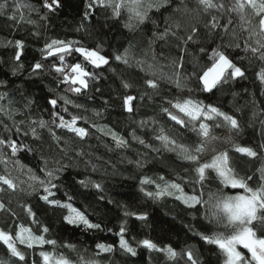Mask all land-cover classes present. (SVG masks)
Listing matches in <instances>:
<instances>
[{"label":"trees","instance_id":"16d2710c","mask_svg":"<svg viewBox=\"0 0 264 264\" xmlns=\"http://www.w3.org/2000/svg\"><path fill=\"white\" fill-rule=\"evenodd\" d=\"M3 2L4 0H0V3ZM16 2L31 4L35 11L21 9L25 19L20 21V12H16L14 7ZM86 3L87 0H61V7L49 11L42 7L43 0H7L8 10L0 15V81L5 82L4 86H0V93L7 94L4 100H0V106L12 110L11 116L0 112V138L10 137L18 145L24 146L18 148L14 157L7 145L0 146V152L6 158V163H0V174H10L18 185L16 190L3 186L5 190L0 191V202L5 204V209L0 210V229L11 231L14 235L17 226L22 224L40 235L41 227L47 226V239L56 240L58 245H76L77 253H83L86 259L93 257L98 251L95 247L97 243L115 245L113 252H100L95 257L100 264H185L183 260L171 261L165 253L137 244V241L145 238L153 240L161 248L171 245L177 252L192 246L201 264H221L217 258L216 246L207 244L200 235L211 234L214 230L213 225L204 219L202 206L189 207L177 200L175 195L152 199L145 192L156 191L155 183L163 184L159 177L176 182H181L177 177H183L185 183H182V187L186 193L192 194L194 185L187 181L196 179L191 171L194 165L181 160L176 153L164 150L155 138L160 126H163L172 136L179 132L184 137L179 141L181 143L191 145L199 142L195 133L190 129L177 128L162 112V108L171 109L167 101L174 97L191 96L234 115L239 122L238 131L229 132L227 128L213 126L212 134L221 137L226 130L227 136L231 135L240 146L251 147L258 152L264 151L258 148V145L264 143V84L256 75L264 64L255 59L250 61L244 58L246 53L243 50V40L247 39L248 33L240 31L241 22L233 14V25L228 31L231 32L235 27L241 37V47L226 49L223 46L229 43L230 38L225 36L223 28L208 33L203 27V21L197 23L194 18L182 19L185 25H196L200 34L194 36L193 41L187 45L186 52L181 53L174 38L169 37L167 41L156 40L153 35L164 30V18L169 15L171 8L162 9L159 13L153 11L150 15L156 21L155 24L150 20L139 28L129 29L125 27L127 16L122 14L115 18L110 8L96 6L85 17ZM175 6L174 3L172 7ZM189 7H195L192 0ZM14 12L18 22L11 18ZM214 14L221 16L222 24L227 22V14ZM29 19L34 23H28ZM178 34L186 37L188 33L182 29ZM52 39L74 41L76 43L73 48L83 46L97 49L109 58V63L97 68L84 61L75 51L66 54V65L80 62L93 77L89 78L88 89L81 93L71 92L67 84L61 83L62 75L54 71V67L61 66L59 57L44 58L42 49ZM16 40L24 42L19 61L15 60ZM130 45L136 58L155 64L157 69H162L167 75L179 72L185 78L184 86L177 89L174 83L165 79L159 82L158 92L144 87L145 73L140 68L127 66L114 59L115 54L123 53ZM218 45L241 67L245 76L229 79L211 92H205L197 75H193L202 74L203 66H208V57L199 49L204 47L210 53ZM153 52L155 60L152 59ZM180 55L184 57L183 68H173L171 61ZM37 62L43 67L34 70ZM123 82L132 87L125 89ZM140 92H149L152 99H137L133 104V112L129 113L122 106V97L137 96ZM62 97L71 103L66 105ZM52 99L58 101L55 107L49 103ZM53 112H58L66 121L71 120L72 116L80 117L77 126L88 129L89 135L81 140L69 130L56 127L52 123ZM41 119L47 122L48 127L41 129L38 124L31 125L32 121ZM153 120L158 123H153ZM141 121L146 124L141 126ZM56 123H59L58 119ZM208 123L214 125L212 121ZM30 126L36 127L39 140L31 135ZM17 128H20L19 132H16ZM49 129L59 141L53 138ZM26 131H29L27 136L24 135ZM112 133L117 138H123L127 142L126 146L117 147ZM139 140H143L144 144H140ZM217 150L229 151L230 164L240 176L255 173L252 182L255 187L259 175L257 169L264 164V155L259 158L247 157L235 152L228 143ZM44 159L50 169L66 166L62 172L57 173L59 179L54 181L57 188L52 189L54 196L49 199L59 200L63 204L68 197H72L74 207L84 211L91 223L100 224V229L68 224L63 219L68 214L67 209L41 199L44 193L38 184L35 190L29 187L33 182L28 179V170H33L43 178ZM16 161L22 168L14 163ZM56 161L60 163L57 164ZM185 169L189 171L185 172ZM213 176L212 173L208 174L206 190L217 188ZM145 177L155 183L141 185V180ZM81 180H91L100 183L102 187H84L78 183ZM195 187L199 188V185ZM27 207H31L35 220L28 214ZM125 212L146 214L147 218L139 220L133 215L126 216ZM122 223L126 225L125 239L136 249L135 256L119 248L118 233ZM18 247L25 251L28 264H32L33 259L35 264H41L40 248L32 250L21 245ZM44 250L51 251V247L45 246ZM57 250L76 259L77 253L65 247ZM0 259L9 260V252L2 243ZM10 264H16V260L12 259Z\"/></svg>","mask_w":264,"mask_h":264},{"label":"snow or ice","instance_id":"6c2138e0","mask_svg":"<svg viewBox=\"0 0 264 264\" xmlns=\"http://www.w3.org/2000/svg\"><path fill=\"white\" fill-rule=\"evenodd\" d=\"M189 2L190 0H87L84 15L87 17L89 10L96 6L106 9L110 8L111 14L115 18L125 14L127 16L125 27L135 29L150 20L155 24L156 21L152 20L150 15L153 11L159 13L162 9L168 10L171 8L169 15L164 18V30L153 35L156 40L167 41L169 37L174 38L178 42L176 47L183 53L186 52L187 45L193 41L194 36L200 34L196 25H185L182 23V19L188 18L196 19L197 23L203 21V27L208 33H213L223 28L225 36L230 38L229 43L223 47L226 49L233 47L239 49L241 47V37L238 36L235 27L232 28L231 32L228 31L229 27L233 25L232 16L235 14L241 22L240 31L248 33L247 39L243 40V50L246 53L244 58L250 61L255 59L264 64V0H227V2L225 0H192L195 7H189ZM174 3L176 6L172 7ZM14 7L16 12H20V21L25 19L21 9L27 8L29 12L35 11L31 4L16 2ZM42 7L49 11H55L56 8L61 7V0H51V2L43 0ZM7 10V0H4L3 3H0V15ZM16 12L11 17L14 22H18ZM214 13L227 14V22L222 24L221 16ZM253 20H255L254 25ZM27 22L34 23L31 19L27 20ZM182 29L188 33L186 37L178 34ZM14 43L17 49L15 51V60L19 61L24 42L16 40ZM75 43L74 41L52 39L44 45L42 52L45 59L47 57H59L60 64L63 66L54 67V71L62 75L61 83L67 84L69 91L81 93L83 90L88 89L89 78H93L92 73L86 71L84 65L80 62L65 65V55L75 51L83 57L84 61L97 68L101 65H107L109 58L102 55L97 49H89L83 46L73 48ZM151 44L152 41L149 42V51H151ZM199 50L208 57V66H203L202 74L193 73V75H197L203 91L211 92L218 85L226 83L229 79L245 76V72L226 54V51L221 50V46L218 45L213 48L210 53L204 47ZM249 53L250 56L248 55ZM114 59L122 61L127 66L140 68L145 73L143 86L152 92H158L159 82L165 79L169 83H174L177 89H181L184 86L185 78L179 72L174 71L172 75H167L162 69H157L155 64L136 58L131 45L124 49L123 53L115 54ZM152 59H156L154 52ZM183 60V55H180L171 61V66L182 69ZM197 63L199 64V61ZM42 67L43 65L37 62L34 65V70H39ZM15 71L16 69L13 70V74H15ZM256 75L259 81L264 84V67H261ZM4 85L5 82L0 81V86ZM122 86L125 89L132 87L127 82H123ZM189 92H191L190 89ZM6 95V93H0V100H4ZM145 97L152 99L149 92H140L137 96L125 95L122 97V106L131 113L133 112L134 101L137 99L143 100ZM61 99L64 100L66 105L71 103L67 98L62 97ZM167 102L171 105V109L162 108V112L168 116L169 120L177 128L190 129L191 132L195 133L199 142H194L191 145L181 143L179 141L184 139V137L179 132L176 133V136H172L163 126H160L155 138L160 142L164 150L174 152L181 160L188 161L194 165L191 171L196 179L187 181V183L194 185L192 194H188L182 187V183H185L183 177H177L181 182L165 181L164 177H159L163 184L155 183V181L145 177L141 180V185L155 183L156 187V191L145 192V195L152 199H158L165 195H175L177 200L182 201L189 207L202 206L204 208V219L213 225L214 230L211 234L200 235L207 244L216 246L217 258L221 261V264H264V164L257 169L259 175L256 178L255 187H253L252 182L256 174L240 176L230 164L229 151H219L213 146L214 142L221 139L212 134L213 126L215 128H227L229 132L238 131L239 122L237 118L222 111L219 107L212 104H204L191 96L174 97ZM49 103L55 107L58 101L52 99ZM74 106L80 107L79 105ZM64 111L66 112L67 108ZM0 112L8 116L12 114V110L5 109L3 106H0ZM180 114L183 115V118ZM52 116V123L56 127L69 130L79 139L83 140L89 135L88 129L77 126V120L80 117L72 116L71 120L66 121L58 112H53ZM56 119L59 120L58 124ZM208 121L214 122V125H210ZM152 122L158 123L155 120ZM37 124L41 129L48 127L47 122L42 119L31 122V125ZM145 124V121H141V126ZM262 124H264V121H262ZM93 127L96 126L93 125ZM19 131L20 128H17L16 132ZM29 131L37 140L40 139L36 127L30 126ZM29 131H26L24 135L27 136ZM49 132L54 139L59 141V138L55 136L51 129H49ZM112 135L116 140L117 147L126 146L127 142L123 138H117L115 133H112ZM133 137L135 138V133H133ZM223 142L230 144L235 152L245 154L247 157L259 158L264 155V151L258 152L251 147L240 146L231 135L225 137ZM139 143L144 144V141L139 140ZM4 145L11 149V156L13 157L17 153L18 148L24 147L23 145H18L17 141L10 137L7 139L0 138V146ZM148 147H151V145H148ZM258 148L264 150V143L258 145ZM153 150L159 151V149ZM0 163H6V158L2 152H0ZM14 163L22 168V166H19L18 161ZM56 163L59 164L60 162L56 161ZM137 163L139 165V162ZM64 167L66 166L61 165L56 169H50L48 168L47 160L44 159L43 178L33 170H28V179L33 182L29 187L35 190L38 184L44 193L41 199L67 209L68 214L63 219L68 224H82L88 229H100V224L91 223L84 211L73 206L72 197H68L67 202L63 204L59 200L49 199V197L54 196L52 189L57 188V184L54 183V181L59 179L57 173L62 172ZM95 170V165H93V171ZM184 171L187 172L189 169ZM209 173L214 174L213 179L218 185L215 190L210 188L206 190L205 181ZM78 183L84 187L89 185L96 189H101L102 187L100 183L91 180H81ZM195 185H199V188L195 187ZM3 186H7V189L10 190H16L18 187L16 180L10 174H0V191L5 190ZM141 190H144L143 187ZM233 190H235L234 194ZM3 209H5V204L0 202V210ZM27 212L35 220V214L32 213L31 207H27ZM125 215L136 216L139 220H146L147 218L146 214L125 212ZM40 231L41 234L36 235L31 228L22 224L17 226L14 235L11 231L0 229V243L5 245L9 252V260L0 259V264H10L12 259L16 260V264H28L25 251H21L18 245L32 250L40 248L39 257L41 264H100V261L95 258L99 256L100 252L111 253L115 250V245L97 243L95 247L98 251L93 257L86 259L83 253H77L76 245H58L56 240L47 239L45 235L49 232L47 226L41 227ZM125 233L126 225L122 223L118 233L119 248L135 256L136 249L125 239ZM137 244L151 250L161 251L171 261L183 260L185 264H201L194 254L192 246H187L177 252L171 245L161 248L153 240L147 238L137 241ZM45 246H50L51 251L44 250ZM60 247H65L71 252L77 253L76 259L73 260L65 253L58 251L57 249ZM32 264H35L34 259Z\"/></svg>","mask_w":264,"mask_h":264},{"label":"rangeland","instance_id":"374dc122","mask_svg":"<svg viewBox=\"0 0 264 264\" xmlns=\"http://www.w3.org/2000/svg\"><path fill=\"white\" fill-rule=\"evenodd\" d=\"M227 133H228V132L225 130V131L223 132V135L220 137L221 139H220L219 141L214 142L213 146H214L216 149H220L224 144H226V143L223 142V141H224V138L227 137ZM215 136H217V135H215ZM63 203H65V202H63ZM73 206H74V205H73Z\"/></svg>","mask_w":264,"mask_h":264},{"label":"built area","instance_id":"2783aa9c","mask_svg":"<svg viewBox=\"0 0 264 264\" xmlns=\"http://www.w3.org/2000/svg\"><path fill=\"white\" fill-rule=\"evenodd\" d=\"M49 2H51V0H49ZM65 65H66V63H65ZM61 66H63V65H61Z\"/></svg>","mask_w":264,"mask_h":264}]
</instances>
